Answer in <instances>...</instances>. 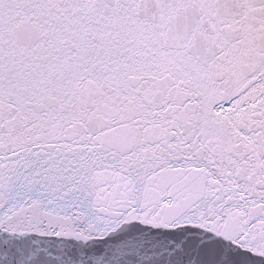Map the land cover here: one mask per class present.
Returning <instances> with one entry per match:
<instances>
[{
  "label": "snow or ice",
  "instance_id": "snow-or-ice-1",
  "mask_svg": "<svg viewBox=\"0 0 264 264\" xmlns=\"http://www.w3.org/2000/svg\"><path fill=\"white\" fill-rule=\"evenodd\" d=\"M0 264H264V0H0Z\"/></svg>",
  "mask_w": 264,
  "mask_h": 264
}]
</instances>
